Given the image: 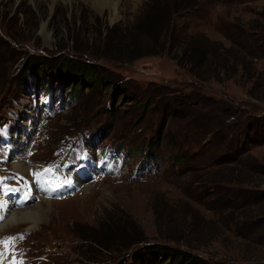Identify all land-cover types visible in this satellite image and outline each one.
I'll use <instances>...</instances> for the list:
<instances>
[{
    "label": "rangeland",
    "instance_id": "rangeland-1",
    "mask_svg": "<svg viewBox=\"0 0 264 264\" xmlns=\"http://www.w3.org/2000/svg\"><path fill=\"white\" fill-rule=\"evenodd\" d=\"M166 8L175 23L164 50L140 22ZM119 9L114 18L89 0H0V129L14 128L22 147L11 158L14 135H2L9 161L0 172L13 190L25 185L17 209L52 206L33 228L6 225L10 211L0 216V240L16 238L1 257L24 249L48 253L42 264H131L136 247L161 242L192 251L199 264H264V44L246 42L264 34V0H122ZM197 34L231 59L201 67V79L178 56ZM130 41L139 52H126ZM146 51L160 53L134 58ZM39 54L94 63L109 78L30 75L26 64ZM117 86L126 91L119 100ZM40 98L46 113L33 106ZM100 145L116 149L99 160ZM101 225L143 241L103 250L86 240Z\"/></svg>",
    "mask_w": 264,
    "mask_h": 264
},
{
    "label": "trees",
    "instance_id": "trees-1",
    "mask_svg": "<svg viewBox=\"0 0 264 264\" xmlns=\"http://www.w3.org/2000/svg\"><path fill=\"white\" fill-rule=\"evenodd\" d=\"M175 12V11H174ZM174 12L168 11L167 8L163 11H159V13L154 12L152 14V17L148 18L150 19L148 22L144 20L140 25H142L143 28H145L149 35L152 36V38L155 37L157 44L159 41V45L162 46L165 50V45H167L168 40L167 37L171 30H173V24L174 21ZM260 13H258L259 15ZM257 15V16H258ZM256 20V18L254 19ZM256 22V21H255ZM148 28V29H147ZM117 29V26L112 27L109 30L110 35L107 36V38L112 37L114 32ZM264 31V30H263ZM158 35V36H156ZM192 37L193 42L191 44L188 43V41H185L181 49L178 50V56L179 63L183 65V67H189V71H194L195 76L201 79V75L205 71H199L201 69H204L206 66L213 65L215 60L224 61L220 62L221 64H227L231 62L230 56H226V58L222 57L221 54H219L218 48L220 46L215 47L211 46L210 39L206 37L203 34H197V35H187V37ZM188 37V38H189ZM202 38L205 40V43L198 42V38ZM249 41L254 42V44H259L258 39L261 40V43L264 44V34H262L259 37H253L248 35ZM104 41V39H103ZM175 43V41H173ZM179 44V43H177ZM217 44V43H214ZM220 45V43H218ZM203 45V46H202ZM126 52H139L140 45L137 44L135 41H130L127 43ZM178 48V46H176ZM228 49V50H227ZM227 51L232 50V48H227ZM253 49L255 50V47L253 46ZM257 51V50H256ZM152 53H160L159 51H146L142 52L139 55H136L134 58H140L142 56H145L146 54H152ZM32 61L30 65L28 63L26 66H28V72L31 74H42V76H47L49 79L52 78H59V79H68L71 81V83L75 84L78 81H83L85 83H95L99 80H103L107 77L106 75L100 76L98 67L96 64L91 63H82L77 62L76 60H73L71 58L61 60L59 62H53L50 58L45 57L44 55H34L31 56ZM184 60V62H183ZM200 69V70H201ZM213 72V71H212ZM25 75V74H24ZM43 79V78H42ZM47 79V78H46ZM24 80H28V77L24 78ZM111 82H107L106 84L109 85ZM119 86L114 87L112 96L116 97L117 100H119L120 95H117L118 93L122 94V96H125V90L119 91ZM131 97L130 94L127 95V97ZM117 102V101H116ZM113 106V104H112ZM235 113H227L228 116L234 117L237 119V114ZM248 119V118H247ZM104 226V227H102ZM94 228V227H93ZM97 229H93L91 232V236H86L87 239L91 242V244L95 246H99L101 249L106 251H111L112 245H115V248L120 247H126L129 248L132 245L142 242V233L141 235H138V233H135L136 236L131 237V233H126V231L122 227H116L115 229H107L105 225L96 226ZM91 239V240H90ZM144 239V238H143ZM199 257L195 255L192 251H189L187 249H183L177 246H172L168 243H145L139 247H136L132 254H131V264H199Z\"/></svg>",
    "mask_w": 264,
    "mask_h": 264
},
{
    "label": "bare ground",
    "instance_id": "bare-ground-1",
    "mask_svg": "<svg viewBox=\"0 0 264 264\" xmlns=\"http://www.w3.org/2000/svg\"><path fill=\"white\" fill-rule=\"evenodd\" d=\"M57 1L58 0H52L53 4H56ZM68 1H72V0H68ZM89 1L92 3V5L94 4L96 9L100 10L101 12H103L105 9H109L114 18H117L120 14L119 7H120V3L122 0H89ZM45 35L48 36L47 34H45ZM10 132H11V134L14 135L12 137V141L16 147L21 142H20L19 138L15 135L16 130L14 128H11ZM17 166H18L19 170H22V167H23L22 164L19 163ZM25 167H26V165H25ZM46 203H47V206H44L42 204H38L37 206L28 207L24 210L17 209V210H13L14 212L10 211L9 213L11 214V216L9 217L8 224H6V225L30 223L31 228H33L34 226H37L39 223H41V221L44 219L46 214L52 210L51 203H48V202H46Z\"/></svg>",
    "mask_w": 264,
    "mask_h": 264
},
{
    "label": "snow or ice",
    "instance_id": "snow-or-ice-1",
    "mask_svg": "<svg viewBox=\"0 0 264 264\" xmlns=\"http://www.w3.org/2000/svg\"><path fill=\"white\" fill-rule=\"evenodd\" d=\"M25 199H27V197H25ZM15 239H16L15 237H9V238H6L5 240L0 241V244L7 247L9 244L13 243ZM3 255H4V252H0V256H3ZM13 264H17V262L14 260Z\"/></svg>",
    "mask_w": 264,
    "mask_h": 264
}]
</instances>
